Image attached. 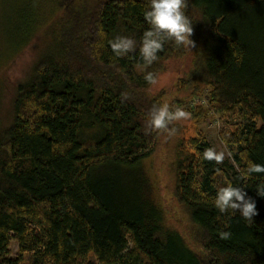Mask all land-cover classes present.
Here are the masks:
<instances>
[{
	"label": "trees",
	"instance_id": "1",
	"mask_svg": "<svg viewBox=\"0 0 264 264\" xmlns=\"http://www.w3.org/2000/svg\"><path fill=\"white\" fill-rule=\"evenodd\" d=\"M59 6L53 42L18 85L0 133V264H264V173L247 172L250 162L264 165V0H186L195 47L179 84L207 86L219 117L242 121L222 131L239 172L204 159L210 145L201 133L176 162L194 247L166 227L143 167L158 133L145 134L148 113L161 106L144 77L157 78L187 47L166 41L145 65L139 47L150 0ZM118 36L133 39L135 51L116 56L110 42ZM229 183L255 200L252 222L214 206Z\"/></svg>",
	"mask_w": 264,
	"mask_h": 264
},
{
	"label": "rangeland",
	"instance_id": "2",
	"mask_svg": "<svg viewBox=\"0 0 264 264\" xmlns=\"http://www.w3.org/2000/svg\"><path fill=\"white\" fill-rule=\"evenodd\" d=\"M59 2L61 4V0H0V133L11 122L18 85L29 78L53 42V29L63 14ZM193 53V48L187 47L184 56L168 60L164 71L157 76V83L149 89L151 96L160 98L161 105L167 104L173 111L182 109L190 118L173 122L167 132L158 131L153 154L144 160L143 167L153 184L155 202L165 214L166 227L180 233L194 247L196 227L176 196V162L191 152V139L201 133L210 148L225 153L219 165L239 172L222 134L227 127L242 121L221 119L209 103L207 86L198 89L180 86L179 81L187 77L193 67ZM9 250L11 258L20 255L17 240H11ZM90 259L95 261L93 257Z\"/></svg>",
	"mask_w": 264,
	"mask_h": 264
},
{
	"label": "clouds",
	"instance_id": "3",
	"mask_svg": "<svg viewBox=\"0 0 264 264\" xmlns=\"http://www.w3.org/2000/svg\"><path fill=\"white\" fill-rule=\"evenodd\" d=\"M186 0H150V8L144 13L149 30L145 31L141 39L139 53L145 65H151L157 60V53L163 50L166 41H173L177 46L195 47L190 38L193 35L192 22L185 15ZM111 49L116 56H125L136 49V42L128 37L118 36L110 42ZM149 85H155L157 78L151 72L145 75ZM190 114L182 109L171 110L170 106L163 104L153 106L148 113L145 134L153 131H169L173 122L186 120ZM174 131V130H173ZM204 159L220 164L225 159L224 152H217L213 148L205 150ZM248 174L264 173V165L249 163ZM257 194L264 197V188H257ZM214 206L220 213H239L245 220L252 222L258 215L256 202L248 197L241 187L220 186L216 191ZM222 236L227 238L228 234Z\"/></svg>",
	"mask_w": 264,
	"mask_h": 264
}]
</instances>
